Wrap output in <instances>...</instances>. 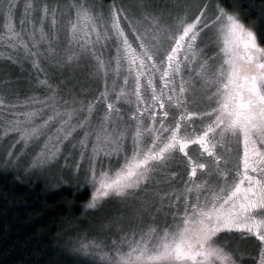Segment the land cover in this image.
<instances>
[{
	"label": "rangeland",
	"instance_id": "rangeland-1",
	"mask_svg": "<svg viewBox=\"0 0 264 264\" xmlns=\"http://www.w3.org/2000/svg\"><path fill=\"white\" fill-rule=\"evenodd\" d=\"M180 2L129 0L101 5L96 0H13L11 23L20 39L3 38L8 21L0 16V166L24 173L38 170L50 179L54 175L52 183L61 182V177L86 187L90 192L88 207L95 191L88 179L93 165L97 173L114 175L135 153L158 152L177 123L180 139L198 141L216 119L213 109L222 103L214 81L224 57L217 40L219 25L210 23L222 7L199 0ZM79 9L86 10L89 18L78 19ZM113 13L134 50L133 63L112 27ZM197 16L201 21L194 29L197 38L191 42V50L185 46L177 53L179 71H170L161 79L167 60L161 67V59L155 56V69L148 60L141 68L137 35L146 44L153 43L156 35L158 42L168 47L166 37L182 32L181 22L192 24ZM257 43L264 47L258 38ZM153 88L165 98L163 109L151 99ZM109 104L113 107L105 120ZM34 128L37 132L29 135ZM97 135L101 137L99 145ZM210 135L213 158L198 163L202 158L183 157L177 147L167 152L163 161L149 162L138 187L119 196L110 193L95 207H88L94 216L87 218L86 231L73 238L70 249L105 264H126L129 259L130 264H151L146 257L153 254L165 231L176 230L185 200L196 202L195 186H201L203 202L210 190L232 185L238 179L237 170L243 171L238 134L221 135L220 129H214ZM94 146L100 149L96 156ZM106 151L110 154L105 155ZM52 153L56 154L54 160L50 159ZM199 164L205 168L197 167ZM186 188L193 192L187 193ZM232 231L218 233L213 246L223 248L233 264H262L264 241L248 230ZM138 245L145 251L143 262L136 261L139 251L129 257ZM209 264L220 262L210 259Z\"/></svg>",
	"mask_w": 264,
	"mask_h": 264
},
{
	"label": "snow or ice",
	"instance_id": "snow-or-ice-1",
	"mask_svg": "<svg viewBox=\"0 0 264 264\" xmlns=\"http://www.w3.org/2000/svg\"><path fill=\"white\" fill-rule=\"evenodd\" d=\"M26 7H31V5ZM14 8L13 0H4V4H0V16L8 21L4 26L6 28L4 39H20L19 33L14 31L11 23ZM47 11L45 7V14ZM201 16H197L192 24L184 25L181 22L182 32L172 33L166 37L168 47L161 45L156 35L152 38L154 42L148 44L144 43L142 36L137 35L136 39L140 41V56L142 57L140 59L141 68L145 67L144 61L148 60L152 61L151 67L155 69L156 65L153 61L155 56L161 59V67L164 65V59L167 60V67H163L161 79L168 77L170 71H179L177 53L185 49V46L191 50V42L197 38L194 29L201 21ZM77 17L78 19L89 18L84 9L78 10ZM112 21V27L122 38L124 50L126 54H129V62L133 63L136 58L134 50L128 43L127 37L124 36L123 29L119 25V17L115 13H113ZM23 23L24 21H21L22 25ZM210 23L219 25L217 40L218 44L222 45L220 51L224 57L214 81L218 85L216 95L221 98L222 103L217 109H213L216 119L213 124L207 126V130L198 137V141L206 151H209L210 155H214L206 139L209 133L214 132V129H220L221 135L225 132L242 135L243 171L240 173L239 169L237 170L238 179L232 185L220 187L218 191L210 190V194L204 196L203 202H201L199 191L201 186H195L196 202L190 203L185 200L184 212L180 217L181 222L176 225V230L171 233L165 231L161 242L153 250V254L146 257L151 264H209L210 259H216L220 264H233L231 256L223 248L213 246L215 238H218L217 234L223 230L247 229L249 232H255L259 239L264 241V234H262L264 232V47L257 43L256 32L246 27L237 15L223 8L219 9V15ZM205 27L208 25L206 24ZM72 28L75 31L76 25L73 24ZM201 70L204 71L203 65ZM142 74L139 73V75ZM148 84H152L151 79L148 80ZM139 89L140 85L137 82L138 99H140ZM151 99L161 109L164 108L165 98L162 93L157 95L155 88L152 89ZM167 101L171 103L172 97L168 96ZM0 104H3V100H0ZM107 107L109 114L105 116V120L110 118L113 106L109 104ZM91 110L92 106L88 105L89 113ZM167 115L166 111L163 112V116ZM179 128L180 124L177 123L175 129H169L172 134L158 152L150 150L147 153H135L132 159L126 160L114 175H110L107 171L97 173L93 165L90 168L88 179L95 187V191L88 207H95L101 198L110 193L119 196L130 188L138 187L141 179L146 177L150 161H163L166 158L165 154L172 149L178 147L183 152L187 144L194 143L190 139H180L177 135ZM36 132L37 129L34 128L29 135ZM139 136L138 128L136 138L138 139ZM108 138V136L104 137V139ZM100 140L101 137L97 135V145ZM118 140L119 137L113 143H117ZM99 151L100 149L94 146L93 156L98 155ZM112 151H116V148ZM109 154L105 152V155ZM9 155L11 156V153ZM55 156L56 154L52 153L50 159L54 160ZM197 167L203 169L205 165L199 164ZM77 171H79V166H77ZM195 171L194 167L193 175ZM217 171H219L218 167ZM250 172L254 174L250 175ZM221 175L227 176L226 173H221ZM186 192L191 194L193 188H186ZM257 216L261 218L257 219ZM136 251L140 252V255L135 257L136 261L143 262L145 251L139 245L132 250L129 257ZM126 264H130V259Z\"/></svg>",
	"mask_w": 264,
	"mask_h": 264
},
{
	"label": "trees",
	"instance_id": "trees-1",
	"mask_svg": "<svg viewBox=\"0 0 264 264\" xmlns=\"http://www.w3.org/2000/svg\"><path fill=\"white\" fill-rule=\"evenodd\" d=\"M199 1L236 14L264 46V0ZM51 179L38 170L24 173L0 166V264H105L70 249L73 238L86 231L87 218L94 216L86 207L88 188Z\"/></svg>",
	"mask_w": 264,
	"mask_h": 264
},
{
	"label": "flooded vegetation",
	"instance_id": "flooded-vegetation-1",
	"mask_svg": "<svg viewBox=\"0 0 264 264\" xmlns=\"http://www.w3.org/2000/svg\"><path fill=\"white\" fill-rule=\"evenodd\" d=\"M213 133V132H212ZM209 137H210V140H211V135L209 133L208 137L206 138L208 141H209V146L211 147V152L214 153L213 151V146L210 144L211 141L209 140ZM238 139H239V142L242 146V151H241V158L243 156V136L238 134ZM194 141V143H189L185 146V149L183 152L180 151V153L182 154L181 156L183 157H187V158H190V159H193L194 157H199V158H202L201 161H199L198 163H202L204 160L206 159H211L213 158L214 155H210L209 151H206L205 150V147L202 146L199 141H196V140H192ZM166 156V154H165ZM250 175H253L254 173L250 172L249 173ZM246 186V185H245ZM233 230H238V231H247V229H233ZM223 232V231H222ZM255 233V232H254Z\"/></svg>",
	"mask_w": 264,
	"mask_h": 264
}]
</instances>
